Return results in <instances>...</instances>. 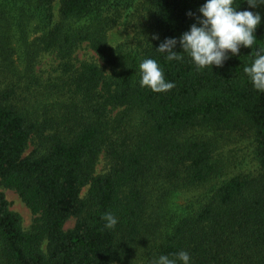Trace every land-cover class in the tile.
Returning <instances> with one entry per match:
<instances>
[{
    "label": "trees",
    "instance_id": "obj_1",
    "mask_svg": "<svg viewBox=\"0 0 264 264\" xmlns=\"http://www.w3.org/2000/svg\"><path fill=\"white\" fill-rule=\"evenodd\" d=\"M203 2L0 0V69L27 80L30 91L37 58L51 53L65 76L48 92L63 101L43 112L19 106L15 86L0 94V186L34 217L23 230L0 192V264H154L181 250L191 264H264V91L244 72L264 49V5L236 0L238 11L261 15L257 41L221 67L198 69L179 43L183 59L169 61L158 46L178 40L195 22L186 13L198 16ZM141 6V43L109 46L108 31ZM83 44L106 73L70 64ZM146 58L157 60L171 90L140 86ZM240 132L251 135L261 173L219 181L226 165L216 137ZM101 155L107 170L97 174ZM105 213L117 218L114 228L105 227Z\"/></svg>",
    "mask_w": 264,
    "mask_h": 264
},
{
    "label": "rangeland",
    "instance_id": "obj_2",
    "mask_svg": "<svg viewBox=\"0 0 264 264\" xmlns=\"http://www.w3.org/2000/svg\"><path fill=\"white\" fill-rule=\"evenodd\" d=\"M141 5L145 6L144 4ZM142 6L137 7L135 11L130 12L128 15H122L117 24L108 31L107 42L109 46H119L127 50L141 43L143 40L141 29H143L142 26H144L146 22L143 20L145 19L146 13ZM53 10L54 16L56 17L58 10L57 2L54 4ZM81 63L94 64L105 73L107 72L103 63L99 61L86 44L81 45L71 57L70 64L75 66V68ZM61 65L62 61L54 54H41L37 58L34 66V82L30 85V91L26 89L25 83H27V80L19 81L17 77L9 73V71L3 72L0 69V94L5 89L15 86V102H17L19 106H23V108L27 110L36 108L38 111L40 110V112H43L44 107H50L52 103L63 101V98L58 94H48V92L52 93L54 91L53 84L60 87L62 81L65 80ZM59 108L58 106L53 107L52 113L58 111ZM216 139L218 140V150L216 154L226 165L224 175L218 179L219 181L226 180L235 175L256 176L261 173L254 155L253 139L249 133H221L217 135ZM33 148V144H30L25 155L30 153ZM106 170L107 164L105 158L101 155L96 166V173H104ZM202 190L203 188L196 190L192 189L180 193L173 201L174 203L181 204L185 199H195ZM85 191L86 189L82 191V195ZM0 192L8 202L9 210L20 216L22 229L25 231L29 230L34 218L30 211L21 202L14 191L0 186ZM74 223L75 220L73 218L68 220L64 225V229H71Z\"/></svg>",
    "mask_w": 264,
    "mask_h": 264
},
{
    "label": "clouds",
    "instance_id": "obj_3",
    "mask_svg": "<svg viewBox=\"0 0 264 264\" xmlns=\"http://www.w3.org/2000/svg\"><path fill=\"white\" fill-rule=\"evenodd\" d=\"M246 3L251 9L264 5V0H246ZM238 7L236 0H204L197 10L198 16L192 12L186 13L195 20L189 29L178 40L175 37L165 38L157 50L167 53L169 61L180 60L183 56L174 50L179 43L181 52L187 53L198 69L221 67L229 59V54L235 56L241 47L252 48L257 41L254 32L261 23V15L250 10L238 11ZM139 72L140 86L148 87L153 92H166L175 86L174 82L165 80L163 69L156 59L141 60ZM244 72L255 89L264 91V49H257ZM102 219L106 221L105 227L108 229L114 228L118 222L112 213H105ZM173 257L160 255L154 264H191V256L187 251L181 250Z\"/></svg>",
    "mask_w": 264,
    "mask_h": 264
}]
</instances>
